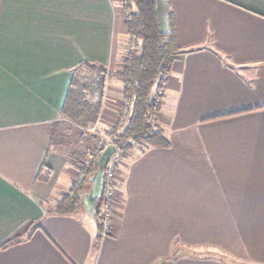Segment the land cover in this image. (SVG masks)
<instances>
[{"label": "crops", "instance_id": "0c3cea01", "mask_svg": "<svg viewBox=\"0 0 264 264\" xmlns=\"http://www.w3.org/2000/svg\"><path fill=\"white\" fill-rule=\"evenodd\" d=\"M156 3L183 52L156 120L170 147L126 156L104 236L85 192L58 210L79 183L71 154L95 148L98 122L118 124L119 101L73 148L54 130L82 65L120 64L127 13L119 0H0V264H264V0Z\"/></svg>", "mask_w": 264, "mask_h": 264}, {"label": "trees", "instance_id": "16d2710c", "mask_svg": "<svg viewBox=\"0 0 264 264\" xmlns=\"http://www.w3.org/2000/svg\"><path fill=\"white\" fill-rule=\"evenodd\" d=\"M127 13L126 29L129 38L130 50L127 58L123 60L122 68L114 70L100 68L90 64L82 66L90 67L98 73L100 93H103L108 76L115 78L122 85V97L131 103L130 113L126 124L122 129L113 127L105 134L113 138V145L128 151L134 150L131 142L140 147V152H146L152 148H169L170 141L163 129H160L155 121V116L162 110V100L165 96L163 82L165 75H170L178 57L183 53L178 46L173 34H165L160 27L157 15L156 0H119ZM75 87V84H74ZM72 89L68 102H73ZM162 94H160V92ZM81 104V105H80ZM79 105H67L75 115L76 124L83 129L93 126L100 118L103 109V94L94 105L80 103ZM74 108L76 109L74 113ZM98 141L94 149L86 151H74L70 156L71 163L78 167L85 179L76 183L72 191L64 197L60 205L59 213L70 215L81 206V195L87 191L89 177L97 170V161L104 150H99L103 142L99 133L94 134ZM88 164V166H87ZM87 177V178H86ZM95 220L98 229L103 230L101 207H98ZM31 230L26 234L30 235ZM22 239L16 237L1 248H7L17 244Z\"/></svg>", "mask_w": 264, "mask_h": 264}, {"label": "rangeland", "instance_id": "374dc122", "mask_svg": "<svg viewBox=\"0 0 264 264\" xmlns=\"http://www.w3.org/2000/svg\"><path fill=\"white\" fill-rule=\"evenodd\" d=\"M120 46V52H121V59L120 64L117 65V67L114 70L121 69L123 60L127 58L128 52L130 50L129 46V38L126 36H123L119 43ZM114 70H108L110 72H113ZM100 77L98 73H95V70H93L90 67H85L82 70H78L76 73L75 78V87H74V93H73V102L72 105L77 107L80 103L85 104L87 102L88 104H95L99 101L100 95L103 94V107H104V113L108 110L107 103L110 101H119L118 107L114 105V107L121 108V101L123 97L116 96L117 93L116 90L118 88L123 89V85L116 80L115 78H112L111 76H108L107 78V84L103 91V93H100L98 84L100 83ZM106 104V105H105ZM81 105V104H80ZM77 109V108H76ZM74 108V113L76 111ZM72 109L69 108L68 112H66V115L64 117L63 123H60L58 127L54 130V139L62 142L65 146L69 145L68 148H73L75 144V141H78L80 136L83 135V130L80 125L76 124L75 115L72 117L73 112H71ZM110 114V112H109ZM117 120H119V115L117 116ZM68 126L72 128L73 132H68ZM115 125L114 127H116ZM103 131H105L104 127L101 128ZM73 133V134H71ZM90 134L89 132L85 133V135ZM93 134V133H92ZM104 139V135L102 137ZM205 253V252H203ZM211 254L215 257H218L220 259H224V255H222L220 252L212 253Z\"/></svg>", "mask_w": 264, "mask_h": 264}, {"label": "built area", "instance_id": "2783aa9c", "mask_svg": "<svg viewBox=\"0 0 264 264\" xmlns=\"http://www.w3.org/2000/svg\"><path fill=\"white\" fill-rule=\"evenodd\" d=\"M168 79H169V75H165L164 76L165 81L162 84L164 92L166 91V88H167ZM163 91H161L160 94H162ZM108 105L109 104L107 103V106ZM130 106H131V103L129 101L122 99L121 108L119 109V120H118V124L116 126V127H118V129H122V127L126 124L127 118L129 116V113H130ZM102 111H104V107H103ZM156 120H157V116H155V121ZM90 130L95 132V133L101 134V136L104 135V139L102 138L103 142L101 143L102 145H101V147H99V150H102V147L104 145L107 146L109 144H113V138L106 135L105 131L100 129L99 122ZM131 144H132V146H134V148L136 150H140V147L138 145H136L134 142H131ZM129 152L130 151H128L126 149L117 147V151L113 155V157L111 158V160L108 164L107 170H106L104 197H103V201L101 204V216L103 218V220H102V222H103L102 223V225H103L102 234L104 236L108 235L109 230H110V226H111V223H112V220L114 217V206H115L116 195H117V191H118L117 173L119 171L121 164L125 160L126 156L129 154ZM87 166H88V164H87ZM84 179H85V176L83 174L79 173V183H80V181H82Z\"/></svg>", "mask_w": 264, "mask_h": 264}, {"label": "water", "instance_id": "95a60500", "mask_svg": "<svg viewBox=\"0 0 264 264\" xmlns=\"http://www.w3.org/2000/svg\"><path fill=\"white\" fill-rule=\"evenodd\" d=\"M117 148L110 144L107 146L101 157L97 161V170L89 177V184H92V188L89 192L83 194V206L89 216L95 218L98 209V203L103 196L105 188V170L116 153Z\"/></svg>", "mask_w": 264, "mask_h": 264}]
</instances>
